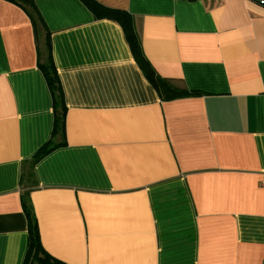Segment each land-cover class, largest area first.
<instances>
[{"label":"crops","instance_id":"1","mask_svg":"<svg viewBox=\"0 0 264 264\" xmlns=\"http://www.w3.org/2000/svg\"><path fill=\"white\" fill-rule=\"evenodd\" d=\"M95 1L129 14L154 80L187 93L164 98L121 24L81 0H0V264H24V195L65 264H264V4Z\"/></svg>","mask_w":264,"mask_h":264},{"label":"trees","instance_id":"2","mask_svg":"<svg viewBox=\"0 0 264 264\" xmlns=\"http://www.w3.org/2000/svg\"><path fill=\"white\" fill-rule=\"evenodd\" d=\"M14 2L21 3V1L26 2L27 0H13ZM93 13L96 17L109 18L119 22L122 26V29L125 34V38L127 39L131 50L135 57L137 58V62L139 63L141 69L143 70L145 76L153 83L165 92L164 98H175L180 97L186 94V91H179L173 89L166 84L160 82L159 80H154V72L152 68L149 66L148 62L140 55V47L137 33L135 32L132 19L130 15L124 11L107 8L95 0H81ZM35 7V6H34ZM32 16V15H31ZM35 17L32 16V21L36 29V23L40 21L38 15L35 13ZM43 23V22H42ZM47 43V59L44 63L40 64V68L44 74L47 85L52 95L53 99V107L55 112L54 119V129L53 132H64V114L66 111L63 90L61 87L60 79L57 74L56 68L54 66L53 58H52V50L49 35L46 38ZM55 147V144L52 142V139L49 140L35 155L34 160L39 159L44 154L48 153ZM23 210L27 217L28 221V230H29V239H28V248L24 260V264H65L45 253L41 247L39 241V235L36 225V219L34 216L33 208L30 200L25 195L22 199Z\"/></svg>","mask_w":264,"mask_h":264},{"label":"built area","instance_id":"3","mask_svg":"<svg viewBox=\"0 0 264 264\" xmlns=\"http://www.w3.org/2000/svg\"><path fill=\"white\" fill-rule=\"evenodd\" d=\"M260 3L264 4V0H259Z\"/></svg>","mask_w":264,"mask_h":264}]
</instances>
